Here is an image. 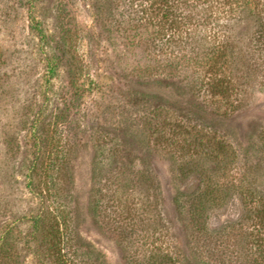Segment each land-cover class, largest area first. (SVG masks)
<instances>
[{"label": "rangeland", "instance_id": "rangeland-1", "mask_svg": "<svg viewBox=\"0 0 264 264\" xmlns=\"http://www.w3.org/2000/svg\"><path fill=\"white\" fill-rule=\"evenodd\" d=\"M94 2L0 0V264H54L45 234L56 193L93 264L142 261L165 244L191 254L188 215L174 205L181 192L215 189L205 216L217 231L250 230L249 210L258 207L250 194L264 197V142L248 139L264 133L259 88L249 84L246 105L226 122L193 119L173 66L145 60L137 35L117 25L108 32L110 19L95 20ZM205 88L203 100L211 97ZM153 92L165 94L161 106L143 96ZM181 116L192 119L176 138ZM99 136L107 148L110 139L120 144L111 167L95 163ZM64 153L68 168L55 190L45 170Z\"/></svg>", "mask_w": 264, "mask_h": 264}, {"label": "trees", "instance_id": "trees-1", "mask_svg": "<svg viewBox=\"0 0 264 264\" xmlns=\"http://www.w3.org/2000/svg\"><path fill=\"white\" fill-rule=\"evenodd\" d=\"M92 6L96 21L101 22L103 14L110 19L106 21L108 26L104 25L108 32L117 25L115 30L140 37L135 46L141 47L143 58L151 60L154 67L173 66L189 90L192 117L223 123L244 108L249 84L256 85L264 94V0H95ZM114 11H118L117 20L112 18ZM183 68H193L194 73L179 72ZM142 73L150 75V69L145 68ZM204 87L210 99L200 96ZM163 95L153 92L143 96L161 106ZM150 108L153 106L147 111ZM181 117L173 125L177 134L172 136L176 138L182 133L180 129L186 122L183 119H192ZM161 124L170 126L166 119ZM256 135L257 142H264V133L258 129L250 131L248 139ZM98 138L101 145L95 147V163L111 167L119 157L120 144L110 139L107 143L112 145L107 148L104 136ZM166 142L170 146L176 143ZM65 144L59 141L62 149ZM66 156L56 155L55 165L45 170L55 190H59L55 183L62 181L68 168ZM176 166L182 176V163L179 161ZM215 192L207 185L191 193L181 192L174 200L176 213L180 217L182 211L188 215L185 231L192 239L191 254L179 255L175 246L165 244L151 247L142 261L130 264H264V197L250 194V203L260 207L249 210L254 214L250 230L237 232L230 226L217 231L208 229L205 216L206 208L216 201ZM56 194L58 200L53 203V215L48 214L50 223L45 234L49 235V255L52 254L54 264H93L94 251L70 228L65 198Z\"/></svg>", "mask_w": 264, "mask_h": 264}]
</instances>
